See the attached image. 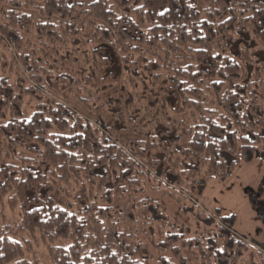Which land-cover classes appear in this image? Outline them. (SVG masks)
<instances>
[{
  "label": "trees",
  "instance_id": "obj_1",
  "mask_svg": "<svg viewBox=\"0 0 264 264\" xmlns=\"http://www.w3.org/2000/svg\"><path fill=\"white\" fill-rule=\"evenodd\" d=\"M0 41V264H264L194 199L264 160V0H0Z\"/></svg>",
  "mask_w": 264,
  "mask_h": 264
},
{
  "label": "rangeland",
  "instance_id": "obj_2",
  "mask_svg": "<svg viewBox=\"0 0 264 264\" xmlns=\"http://www.w3.org/2000/svg\"><path fill=\"white\" fill-rule=\"evenodd\" d=\"M90 2L91 0H82L84 5H88ZM1 48L2 43L0 41ZM62 101L80 114L83 112V109L74 99L67 98ZM26 104L23 105L26 106ZM31 111L32 109L29 113ZM73 194L74 192L71 193L70 197ZM194 199L197 200L201 210L206 213V217L214 216L220 219L233 216L236 236L251 249L264 256V218L262 217L264 213V160L255 159L248 165L239 166L226 180H211L202 196ZM57 200L66 202V198L61 195ZM186 207L190 206L186 205ZM176 210L175 213H179L178 207ZM4 212L7 224L11 227L16 226L15 224L18 223L17 212L10 210L7 206L4 207ZM183 223L187 224L186 222ZM188 226L192 232L196 230L197 234L206 233L212 227L211 225L196 227L193 222H190ZM212 230H214L213 227ZM36 237L37 239L32 243L33 254L27 253L26 259L30 262L37 259L40 264H52L47 254L46 243L38 235ZM67 244L66 241L59 240L54 245L66 246ZM145 244L147 246V243ZM147 249L151 251L149 246ZM150 251H148L150 259L155 263L156 259ZM181 253L187 264H201V260L198 259V251L192 247L181 249Z\"/></svg>",
  "mask_w": 264,
  "mask_h": 264
},
{
  "label": "flooded vegetation",
  "instance_id": "obj_3",
  "mask_svg": "<svg viewBox=\"0 0 264 264\" xmlns=\"http://www.w3.org/2000/svg\"><path fill=\"white\" fill-rule=\"evenodd\" d=\"M262 215H263L262 217L264 218V213Z\"/></svg>",
  "mask_w": 264,
  "mask_h": 264
}]
</instances>
